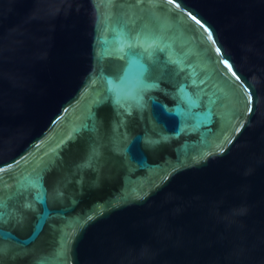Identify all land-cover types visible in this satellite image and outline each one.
I'll return each mask as SVG.
<instances>
[{
    "label": "water",
    "instance_id": "obj_1",
    "mask_svg": "<svg viewBox=\"0 0 264 264\" xmlns=\"http://www.w3.org/2000/svg\"><path fill=\"white\" fill-rule=\"evenodd\" d=\"M125 24H166L127 111ZM0 168L2 264H264V0H0Z\"/></svg>",
    "mask_w": 264,
    "mask_h": 264
},
{
    "label": "snow or ice",
    "instance_id": "obj_2",
    "mask_svg": "<svg viewBox=\"0 0 264 264\" xmlns=\"http://www.w3.org/2000/svg\"><path fill=\"white\" fill-rule=\"evenodd\" d=\"M145 2V0H136V3L138 5H141ZM149 3H153L154 0H148ZM167 4H173L175 0H165ZM176 7L179 8V4H176ZM191 19L196 22V24H200L201 27H204V25L201 23L199 19H197L196 16L191 15ZM131 24L135 25V14H133L130 17ZM111 31L115 34V39L117 43L119 44L118 48V55L115 57L118 60L124 61L127 65L122 70V74L118 75L116 79L119 80V86L110 88L108 91L112 93L111 97L105 98V102H107L108 99H112L114 104L117 105L119 108H125V105L130 108L132 106L131 102H134L135 105L139 108H145L147 107L148 101L145 100V96L148 94V92L152 89L158 88L157 84L149 83L150 74L148 73V69L144 65H140L137 67V57L141 56V52L144 54H147L149 59H151L154 56L155 50L159 47L160 43H162L165 39L164 35L162 34V30L166 28V24L162 25L161 32H158L156 29L150 28L149 26L145 25L143 28H141L139 31H136L135 34H133L131 31L127 30L128 25L125 24L124 26H110ZM207 30V29H206ZM140 50V51H138ZM163 50V49H161ZM217 52H219V49L217 48ZM155 62V61H153ZM173 63H178V61H172ZM224 64L231 69V66L228 64V61L225 60ZM182 70V69H181ZM179 75V72L177 73ZM233 75L235 76V72H233ZM129 77L134 78L135 80V88L132 91L126 90V83ZM239 79V77H237ZM95 85V81L93 86ZM187 85H181L179 90L182 92L184 87ZM173 99H176V97H173ZM149 101H151L153 104H157L158 101L155 97H149ZM188 103L191 104L192 101L189 98ZM161 107L164 108L165 112L171 113V109L167 108L165 105H161ZM127 111V108H125ZM179 114V113H177ZM90 119L94 120V117H89ZM85 129H89V125L84 126ZM91 131H96L95 124L91 126L89 129ZM117 132V136L113 137V144L116 147L117 151H120L124 154H126V149L120 148L121 140L119 138V128L117 127L115 129ZM124 139H127V133L125 132L123 134ZM150 143V141H146ZM11 167V165L9 166ZM5 171V169L0 168V172ZM25 180L27 181L28 187H37L39 184L42 183L43 178H33L29 179L28 177H25ZM21 187H24V182L21 181ZM4 190L3 186H0V192ZM59 196H62L63 193H58ZM12 199V196H8L7 199L0 197V254H3L5 251L4 247L2 246V241L5 239H15V237H12L10 233L3 231L4 227L8 226L9 224L16 223L20 224L22 223V220H18L16 218L14 210L10 209L9 207V201ZM36 203L38 204H46L47 203V192L45 190L44 196H37L36 197ZM28 207H33L31 204L28 205ZM89 219H92V217H89ZM27 243V241H25ZM2 264V262H0Z\"/></svg>",
    "mask_w": 264,
    "mask_h": 264
}]
</instances>
